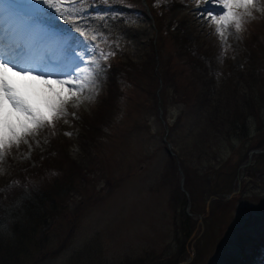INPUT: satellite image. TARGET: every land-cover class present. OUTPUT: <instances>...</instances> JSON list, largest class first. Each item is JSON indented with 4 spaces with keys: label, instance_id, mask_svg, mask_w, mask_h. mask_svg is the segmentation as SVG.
Segmentation results:
<instances>
[{
    "label": "rangeland",
    "instance_id": "1",
    "mask_svg": "<svg viewBox=\"0 0 264 264\" xmlns=\"http://www.w3.org/2000/svg\"><path fill=\"white\" fill-rule=\"evenodd\" d=\"M155 2L82 3L80 11L91 22H80L85 36L74 35L115 54L100 60L106 71L93 101L78 108L70 104L54 128L29 139L31 148L14 147L0 164L2 203L37 190L51 193L49 202L57 205L37 223L29 213L23 217L27 212L21 206L14 212L23 218H7L0 209V221L7 225L0 232V264H226L242 255L243 246L258 250L264 235V153L251 160L249 153L264 149L263 83L253 91H236L225 77L219 112L227 126L219 132L197 101L202 86L178 47L207 51L206 62L214 64L209 72L217 71L212 88L217 93L229 70L236 79L257 65L251 52L264 58V0H258L255 19L246 18L244 30L232 31L227 44L215 34V25L212 35L203 37L181 21L186 0H161L159 7ZM98 14L107 15L101 20ZM53 26L71 27L62 19ZM114 67L110 83L118 90L99 113L107 98V71ZM163 70L171 74L168 85ZM257 70L261 81L264 64ZM16 79L23 87L25 82ZM30 83L39 91L38 82ZM53 133L63 137L69 160L61 163L57 153V163L49 159L44 165L46 157L40 156L52 150ZM166 141L180 159L172 157ZM200 146L208 152L199 154ZM16 180L20 184L9 189ZM211 194L215 199L209 203Z\"/></svg>",
    "mask_w": 264,
    "mask_h": 264
},
{
    "label": "snow or ice",
    "instance_id": "2",
    "mask_svg": "<svg viewBox=\"0 0 264 264\" xmlns=\"http://www.w3.org/2000/svg\"><path fill=\"white\" fill-rule=\"evenodd\" d=\"M92 2L97 0H0V164L14 147L29 144L46 127L54 128L56 121L68 115L70 104L78 108L99 95L106 71L100 60L107 61L115 53L74 35L85 36L80 22L90 23L91 17L80 8ZM160 2L156 0L154 7ZM195 2L199 6L200 0ZM255 10L258 0H211L195 14L215 25V34L227 44L232 31L244 30L246 18L255 19ZM105 15L98 18L103 20ZM61 19L71 27L55 28L53 24ZM96 39L93 35L92 40ZM45 49L50 51L35 58L30 55ZM17 77L25 82L23 87ZM30 82H38L39 91ZM19 184L13 181L9 189ZM6 228L0 222V232Z\"/></svg>",
    "mask_w": 264,
    "mask_h": 264
},
{
    "label": "trees",
    "instance_id": "3",
    "mask_svg": "<svg viewBox=\"0 0 264 264\" xmlns=\"http://www.w3.org/2000/svg\"><path fill=\"white\" fill-rule=\"evenodd\" d=\"M181 44V47H178V52H180V55L182 53V57H188L190 64L192 66V75L191 77L196 79L197 83L202 86L201 89L197 92V101L201 103V105L207 109L208 113H210L211 117H212V126L215 129H221V128H225L227 126L225 120L227 119V117L225 115H223L222 112H219V107L220 105L223 103V84L226 82L227 80L225 77H227L230 80V84L229 87H235L234 89L236 91L239 90L240 87L242 88H246L247 90H251L253 91L254 87H258L260 83H263L261 87L264 86V77L261 81H259L258 77L262 74L261 70L258 71L257 69L260 68L261 65L264 64V58H257L256 53L253 56V52H251L252 54V58H253V62L257 63V65L254 66L253 69H251L250 67L247 69V73L245 71H242L239 73V75L236 74V79L232 78L231 75L228 76L229 72L234 73L235 71H231L229 70L226 73V76L220 78V82H219V86L217 93H213L212 92V88L216 85L214 82V79H216L217 76V71H210V68L214 67V64L212 62H206V59L208 58V53L207 51H203V50H197V51H192V50H188L185 49ZM261 61L260 63H258L257 61ZM210 64L212 65V67L210 66ZM134 65V64H132ZM127 66V65H125ZM131 66V65H129ZM213 72H215V74L211 75ZM255 72V73H254ZM236 73V72H235ZM161 75H163V81L164 83H171V78H169L171 76L169 71H165L163 70L161 72ZM228 80V81H229ZM234 80H237V83L234 84ZM235 85V86H234ZM169 87H172V84H169ZM260 87V88H261ZM117 88H114L113 84L111 85L110 91L108 92V98L110 97V99H108L107 104L100 110H98L97 112L102 113L103 111H105V109H108L107 106L112 102L113 99V94L116 92ZM118 90V89H117ZM176 92H178L177 90H175ZM235 91V92H236ZM113 93V94H112ZM111 94V96H110ZM111 105V104H110ZM228 116V115H227ZM94 126L91 125V129ZM93 130V129H92ZM97 130H99V128H97ZM219 132H222V130H218ZM94 132H96L95 130H93L92 135L94 134ZM62 138H60V136L56 135L55 133H53L52 136V142H51V149L47 151L45 154H42L40 156L41 157H46V161L44 163V165L46 163H49L50 160L49 159H54V161L57 163V158L60 159V162L66 163V160L68 161V157L65 154V152L62 150V147L65 148V144L62 141ZM197 145V143H195ZM195 145V146H196ZM198 146V145H197ZM59 148H61L62 152H59ZM197 148V147H196ZM84 149V148H83ZM58 151V152H56ZM84 152H86V150H83ZM196 151L199 152V154H206L208 151H205L204 149H201V146L198 147L196 149ZM57 153H59L60 157L56 158ZM87 155H90L87 153ZM179 159L181 157V155L179 153H177ZM39 158V159H40ZM56 158V159H55ZM49 161V162H48ZM53 161V162H54ZM75 161H72V164H74ZM53 164V163H52ZM43 165V166H44ZM73 167V170L76 169V166H71L70 168ZM55 168V166L53 167ZM188 179L190 181V177L188 175ZM34 191V190H32ZM31 191V192H32ZM36 194L32 195V196H26V195H15L12 196L10 195L9 201L10 203H1V201H3L5 198L1 197L2 199H0V209L3 212V215H5V217L7 218H11L14 215H16V218H23V217H27L28 213H29V217L31 218V220L34 221V223H37L38 221H40V218H43V212H46L47 210H54L57 208L56 203L52 202V199L49 202V194L51 193H39V191H35ZM192 194V193H191ZM23 201V203H15L16 201L19 202ZM19 206L22 207V210L27 212L26 216H21V213H16L14 211H16L17 208H20ZM6 208V211H4L2 208ZM7 209H9L7 211ZM8 212V213H7ZM14 213V214H12ZM2 222V221H0ZM20 222H23V220H21Z\"/></svg>",
    "mask_w": 264,
    "mask_h": 264
},
{
    "label": "bare ground",
    "instance_id": "4",
    "mask_svg": "<svg viewBox=\"0 0 264 264\" xmlns=\"http://www.w3.org/2000/svg\"><path fill=\"white\" fill-rule=\"evenodd\" d=\"M186 2L188 10L181 15V21L190 25V28L197 36L207 37L208 35H212L210 28L212 25L209 23V20L195 14L199 13L206 6V2L211 3V0H200L199 6L195 0H186Z\"/></svg>",
    "mask_w": 264,
    "mask_h": 264
}]
</instances>
